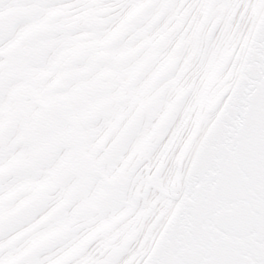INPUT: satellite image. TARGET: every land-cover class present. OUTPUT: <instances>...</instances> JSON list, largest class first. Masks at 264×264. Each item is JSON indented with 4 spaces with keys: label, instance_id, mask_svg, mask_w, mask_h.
I'll use <instances>...</instances> for the list:
<instances>
[{
    "label": "snow or ice",
    "instance_id": "snow-or-ice-1",
    "mask_svg": "<svg viewBox=\"0 0 264 264\" xmlns=\"http://www.w3.org/2000/svg\"><path fill=\"white\" fill-rule=\"evenodd\" d=\"M0 264H264V0H0Z\"/></svg>",
    "mask_w": 264,
    "mask_h": 264
}]
</instances>
